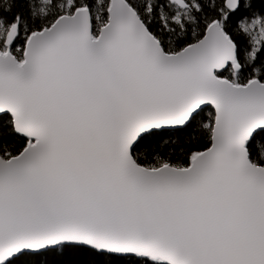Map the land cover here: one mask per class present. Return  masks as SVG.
<instances>
[{"label":"snow or ice","instance_id":"obj_1","mask_svg":"<svg viewBox=\"0 0 264 264\" xmlns=\"http://www.w3.org/2000/svg\"><path fill=\"white\" fill-rule=\"evenodd\" d=\"M0 264H264V0H0Z\"/></svg>","mask_w":264,"mask_h":264}]
</instances>
